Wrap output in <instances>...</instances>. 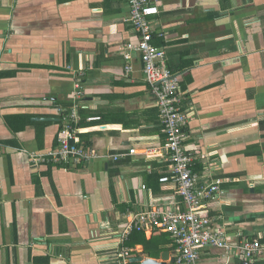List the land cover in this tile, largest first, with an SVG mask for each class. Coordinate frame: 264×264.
<instances>
[{
  "label": "crops",
  "instance_id": "crops-1",
  "mask_svg": "<svg viewBox=\"0 0 264 264\" xmlns=\"http://www.w3.org/2000/svg\"><path fill=\"white\" fill-rule=\"evenodd\" d=\"M157 7L153 44L182 80L194 172L220 184L202 215L264 246V0ZM129 16L126 0H0V264H112L132 216L186 210L141 55L127 50L139 42ZM76 85L78 145L95 158L43 163ZM132 249L150 258L142 244ZM200 264H223L222 253L205 249ZM231 264H264V254Z\"/></svg>",
  "mask_w": 264,
  "mask_h": 264
},
{
  "label": "built area",
  "instance_id": "built-area-1",
  "mask_svg": "<svg viewBox=\"0 0 264 264\" xmlns=\"http://www.w3.org/2000/svg\"><path fill=\"white\" fill-rule=\"evenodd\" d=\"M126 1L130 6L128 22L139 38L137 46L130 45L127 50L141 55L145 79L156 96L160 120L166 134L165 147L169 152L173 183L182 203L186 205V210L154 207L132 216L117 247L106 256V260L112 264H134L132 259L140 254L126 246L131 234L134 231L155 230L169 234L174 239V264H200L201 253L205 249L220 251L223 264H231L235 260L252 262L264 254L263 244L246 240L242 234L233 235L226 226L202 215L207 205L218 199L221 193L220 184L203 185L194 172L196 156L186 148V128L191 113L181 108L182 80L168 68L166 50L153 44L151 18L159 15L157 0ZM129 56L126 54L127 58ZM82 95L81 87L76 85L72 107L66 112L59 111L63 126L57 139V149L40 156L38 160L52 165L80 166L95 158L93 152L78 145V110ZM99 120V117L89 118L90 122ZM134 154L135 149L130 151V155Z\"/></svg>",
  "mask_w": 264,
  "mask_h": 264
},
{
  "label": "trees",
  "instance_id": "trees-1",
  "mask_svg": "<svg viewBox=\"0 0 264 264\" xmlns=\"http://www.w3.org/2000/svg\"><path fill=\"white\" fill-rule=\"evenodd\" d=\"M142 244L144 246V253L153 259H159L162 252L167 249H173L176 247L174 239L172 240L169 234H162L160 236H154L148 240L144 233L140 231H134L129 241L126 243L128 248H133L136 245Z\"/></svg>",
  "mask_w": 264,
  "mask_h": 264
},
{
  "label": "water",
  "instance_id": "water-1",
  "mask_svg": "<svg viewBox=\"0 0 264 264\" xmlns=\"http://www.w3.org/2000/svg\"><path fill=\"white\" fill-rule=\"evenodd\" d=\"M134 264H174L175 259L171 256V252L166 251L161 255L160 260L147 258L144 260L142 255H139L137 258L132 259Z\"/></svg>",
  "mask_w": 264,
  "mask_h": 264
}]
</instances>
